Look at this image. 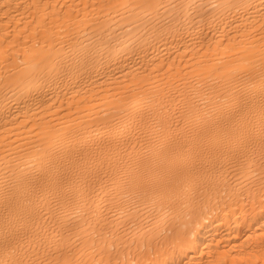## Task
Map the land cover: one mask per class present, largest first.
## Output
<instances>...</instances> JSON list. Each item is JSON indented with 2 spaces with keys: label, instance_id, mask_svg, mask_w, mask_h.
<instances>
[{
  "label": "bare ground",
  "instance_id": "1",
  "mask_svg": "<svg viewBox=\"0 0 264 264\" xmlns=\"http://www.w3.org/2000/svg\"><path fill=\"white\" fill-rule=\"evenodd\" d=\"M0 264H264V0H0Z\"/></svg>",
  "mask_w": 264,
  "mask_h": 264
}]
</instances>
